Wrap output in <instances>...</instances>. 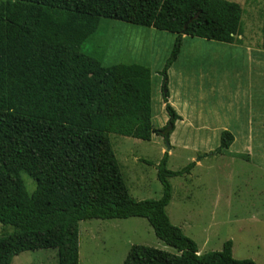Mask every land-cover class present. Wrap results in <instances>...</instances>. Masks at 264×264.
I'll list each match as a JSON object with an SVG mask.
<instances>
[{
    "label": "trees",
    "instance_id": "1",
    "mask_svg": "<svg viewBox=\"0 0 264 264\" xmlns=\"http://www.w3.org/2000/svg\"><path fill=\"white\" fill-rule=\"evenodd\" d=\"M242 6L230 0H0V264L25 251L56 249L57 264H80V221L144 217L177 253L134 244L124 264H258L234 257L233 242L199 253L197 242L172 223L170 179L189 175L191 161L157 165L159 198L136 199L124 178L111 133L151 140L155 125L152 72L140 63L105 65L83 44L102 18L177 34L163 69L184 36L232 43L241 34ZM234 134L221 132L218 152ZM36 182L29 193L22 173Z\"/></svg>",
    "mask_w": 264,
    "mask_h": 264
},
{
    "label": "rangeland",
    "instance_id": "2",
    "mask_svg": "<svg viewBox=\"0 0 264 264\" xmlns=\"http://www.w3.org/2000/svg\"><path fill=\"white\" fill-rule=\"evenodd\" d=\"M230 1L243 8L238 40L228 43L186 35L167 70V99L182 114L170 133L171 150L167 151L162 133L149 141L115 133L110 136L130 193L139 200L161 197L157 165L165 152L172 170L191 161L199 164L191 174L170 179L173 194L167 212L172 223L197 242L200 254L221 250L231 240L234 257L264 264V152L259 151L260 145L264 150V134L254 142L255 154L233 144L217 151L224 127L244 131L252 120L258 127L264 107V59L259 60L264 58V0ZM176 36L154 27L102 18L82 50L105 65L140 63L150 67L153 118L163 128L170 117L162 72ZM219 112L222 124L215 116ZM198 120L204 123H195ZM22 177L28 192L33 193L35 180L25 172ZM6 230L13 228L0 225V234ZM79 241L81 264H124L134 244L178 252L157 237L144 217L82 220ZM12 264H57V251H25Z\"/></svg>",
    "mask_w": 264,
    "mask_h": 264
},
{
    "label": "crops",
    "instance_id": "3",
    "mask_svg": "<svg viewBox=\"0 0 264 264\" xmlns=\"http://www.w3.org/2000/svg\"><path fill=\"white\" fill-rule=\"evenodd\" d=\"M252 47V46H251ZM252 49V48H251ZM257 50V49H256ZM251 54H253V51H250ZM254 55H251V60H253ZM263 57H260V63L263 61ZM169 95V94H168ZM168 101L169 98H168ZM261 116L258 119V123H256L258 125L257 128L254 127L255 122L252 120L248 126H246L245 130L242 131H238V129H231L228 127H224L223 130L228 129L230 130L233 134H234V142L233 145H236L237 148H241L244 149L248 154H255V145L254 142L260 138H262L263 134H264V107H262L261 109ZM182 115V114H180ZM216 119H219V122L222 124L224 122V119L221 118L223 116V114H221V112H219L217 115ZM204 119V118H203ZM183 121V119H182ZM195 123H204L203 121L200 122V120H198V122ZM214 125V124H213ZM255 128V129H254ZM221 133V131H220ZM260 137V138H258ZM260 150L257 148V150H259L260 152H264L262 145L259 146ZM263 155V154H261ZM199 165V164H197ZM196 165V166H197ZM80 240V237H79ZM80 242V241H79ZM79 256H80V264H81V249H80V244H79Z\"/></svg>",
    "mask_w": 264,
    "mask_h": 264
},
{
    "label": "water",
    "instance_id": "4",
    "mask_svg": "<svg viewBox=\"0 0 264 264\" xmlns=\"http://www.w3.org/2000/svg\"><path fill=\"white\" fill-rule=\"evenodd\" d=\"M173 123L169 122L168 125L163 129L162 134L164 135V140L167 146V151L171 150V143H170V133L173 130Z\"/></svg>",
    "mask_w": 264,
    "mask_h": 264
}]
</instances>
